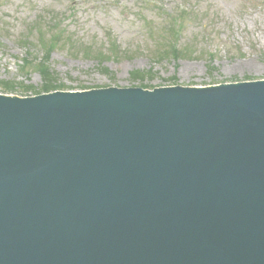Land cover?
<instances>
[{
    "label": "water",
    "instance_id": "water-1",
    "mask_svg": "<svg viewBox=\"0 0 264 264\" xmlns=\"http://www.w3.org/2000/svg\"><path fill=\"white\" fill-rule=\"evenodd\" d=\"M194 92L162 89L151 93L117 88L87 93L54 92L29 99L15 109L12 103L18 100L9 102L7 97L0 95V117L6 119L17 112L20 127L24 128L18 134L15 122H8L9 134L15 138L6 137L0 143V152L7 157L6 161L24 162L21 171H12L10 165L2 166L0 199L4 194L15 196L20 202L26 198L21 187L17 193L15 189L1 192L2 182H7L6 185L18 183L20 177L22 180L33 172L45 176L43 184L26 204L18 206L17 211L6 207L0 212V264H115L111 260L118 259V264L176 261L175 250L181 252L183 247L172 246L168 257L159 244L161 239L149 232L151 229L130 231L126 225L128 228L133 225L123 220L132 213L130 207L123 212L127 201L135 198L136 193H128L138 176H144L139 171L141 168L147 169L146 174L163 168L160 181L169 182L167 191L171 193L159 188L137 193L140 209L152 203L158 207L165 199H171L173 193L182 200L189 199L190 193L194 204L200 206L204 201V207L209 210L206 192L222 198L225 195L224 201H234L229 199L234 197L229 190L235 187L245 190L248 187L253 195H264V82L230 84L224 89H214L205 96L214 104L209 103L207 108L199 106L201 109L196 112L195 106L203 96H196ZM185 96L194 98L185 106L181 104L183 109L179 101ZM143 97L152 99L151 106L136 103L144 101ZM171 101H175L174 104ZM26 104H32V108H27ZM65 104H72L69 109L77 110L76 114L72 113L78 114L80 119L72 135L57 126H49L57 122L47 113L44 117L45 111H65ZM87 104L90 105L86 107ZM77 107L82 109L79 111ZM32 111L35 112L33 116ZM181 113H184L185 124L180 119ZM199 114L207 120H199ZM7 144L15 149L8 148ZM19 148L25 152L21 158ZM32 152L34 156L26 159L25 156H31ZM168 153H177L178 159L166 170L163 164ZM14 174L23 176L16 178ZM128 180L131 181L128 189H121L122 182ZM190 183H195L194 196L188 187ZM200 188L204 191H199ZM130 203L135 205L134 201ZM165 206L174 207L171 202ZM215 206L226 205L216 200L210 210L214 215H227L226 210H216ZM169 209L170 213L164 210L162 217L180 221L175 207ZM134 214L138 216L141 212ZM69 217L75 218L73 226L77 224L75 220L84 218L99 230L95 234L98 237H92L87 227L81 229L84 234L79 233L80 238L68 233L67 228L72 224ZM119 218V223H115ZM183 220L187 224L188 221ZM234 221L235 225L239 222L238 219ZM185 227L186 237L182 233L181 239L192 245L199 238L198 234L188 232ZM203 237L204 242L206 237ZM187 253L188 257L182 254L185 257L180 258L181 264L187 259L190 261L191 252Z\"/></svg>",
    "mask_w": 264,
    "mask_h": 264
},
{
    "label": "rangeland",
    "instance_id": "rangeland-1",
    "mask_svg": "<svg viewBox=\"0 0 264 264\" xmlns=\"http://www.w3.org/2000/svg\"><path fill=\"white\" fill-rule=\"evenodd\" d=\"M67 1L0 0V81L13 80L40 90L42 77L50 75L56 77L59 83L79 90L82 86L98 88L111 85L153 87L154 85L183 84L212 87L224 83L264 79V0H110L108 2L81 0L69 12L62 13ZM183 7H187L189 12L180 16L177 22L171 21L170 16L182 10ZM52 11L62 13V16H53L60 21V27L53 32L61 33L64 37L58 45L53 44L57 49L49 59L38 58L36 61L48 67L46 74L37 69H21L20 57L26 55V49L20 43L21 39L28 37L36 44L40 43L36 55H41L44 51L41 48L43 45L52 41L56 42L51 38L53 34L50 31H47L42 41L37 38L34 30L30 31L31 26L39 23V20L36 21L37 17L44 13L46 17H50ZM168 22L174 24L175 30L180 35L175 42L184 58L179 60L170 58L168 61L155 62L152 56L155 58L159 44L163 43V47L166 42L164 37L170 33L166 29ZM105 27H111L112 33L117 37L119 52L112 44L114 40L108 38L103 31ZM70 37L72 38L69 39ZM96 51L107 59L99 61L95 57L98 55ZM26 57L28 59L30 56ZM105 68L108 70L107 73L103 72ZM152 68L154 72L149 77L145 74H135L137 70L146 71ZM48 79L53 78L48 77ZM2 88L0 84V92ZM15 91L17 94H25L21 87ZM187 98L188 96L181 98L179 106L181 104L185 106L186 102H190L194 96L191 99ZM143 99L146 103L152 102L151 98L143 97ZM208 101L213 103L211 99ZM174 102L171 101L172 104ZM184 106L180 107L184 109ZM26 107L31 109L32 104H26ZM208 110L212 111L216 108ZM177 111L178 109L175 110V114L178 116ZM31 113L33 116L35 112ZM44 117L46 118V111ZM58 119L55 118L53 121L57 122ZM16 142L19 144L21 141L16 138ZM22 151L19 148V158L25 155ZM32 155L34 156V152L25 158L33 157ZM167 159L169 160L165 163ZM177 159V153H168L163 167L167 166L166 170H168L169 165ZM201 159L204 160L203 157ZM152 169L155 170V168ZM139 171L142 173L143 168ZM162 172L163 168L145 173L134 183V191L140 189V193L143 194L153 188H159L169 192L167 191L169 182L160 181ZM130 182V180L123 181L121 189H128ZM199 184L204 188L207 187L205 183ZM201 189L203 188L199 191ZM229 191L234 195L229 199L234 201H224L225 195H222L224 198L215 195L216 200H222L225 205L230 204L235 209L239 208L237 212L229 216L234 220L238 219V226L227 222L229 223L227 234L221 237L215 234L217 227L220 226L218 219L226 218V216L223 217V213L214 215L207 207L197 206L190 193L189 199L185 200L173 193L172 205L177 207L176 211L180 218V221L176 222L178 226L183 225L172 231L167 228L166 223H158L160 233L157 236L166 242L179 241L182 233L186 237L183 230L185 226L188 232L198 234L197 237L205 236L204 244L208 245L211 255L207 260L209 264H221L228 261L234 254L229 246L230 243L237 244L242 239H246L248 245L259 244L264 250L263 241L253 238L255 233H264V195H253L248 187L247 190L243 187H235ZM130 202H132L131 199L127 201V208L123 213L129 210L128 207H132L133 212L138 209ZM160 206L162 211L164 209L165 212L170 213L165 203L162 202ZM144 209H155V206L150 204L139 211ZM253 213H256L259 219L257 217L248 221L240 219L243 214ZM74 219L69 217L72 227ZM183 219L188 221L187 224ZM145 220L150 225L154 223L149 220V217ZM84 221L87 223L84 218L75 220L77 224H82ZM245 223L249 225L245 226ZM238 227L239 232H236ZM254 227L255 229L251 232ZM151 228H147L142 223L139 226L133 225V229L145 232ZM167 230L171 231L169 235L165 233ZM149 232L155 234L154 230ZM206 232L207 235H205ZM140 234L143 235V233ZM232 244L235 247V244ZM261 249L257 250L260 254L255 252L256 254L250 255V258L257 259V263H264V251L262 252ZM236 255H238L237 252ZM173 256L177 259V256ZM212 256L215 259H212ZM223 257L226 259L223 260ZM217 258H220V261ZM237 263L240 264L241 261L237 260L229 264Z\"/></svg>",
    "mask_w": 264,
    "mask_h": 264
},
{
    "label": "bare ground",
    "instance_id": "bare-ground-1",
    "mask_svg": "<svg viewBox=\"0 0 264 264\" xmlns=\"http://www.w3.org/2000/svg\"><path fill=\"white\" fill-rule=\"evenodd\" d=\"M200 99H201V101H200L199 105L196 104V106H195L196 109L194 112H196L198 109H201L199 106L207 108L209 103H210L208 101L209 98L203 97ZM136 103L143 105V106H151V102L146 103L144 101L139 100V101H136ZM160 103L164 104L163 102H160ZM70 105H72V104H65V111H59V112H55V113H52L50 111H46V113L48 114V116L51 119L59 118L56 124H49V126H51V125L57 126L60 130L67 132V135H70V134L72 135L73 132L76 131L77 126L80 124V119L78 118L79 115L78 114L75 115L77 110H75V109L70 110L69 109ZM89 105L90 104H87L86 107ZM77 109L80 111L82 109V107H77ZM72 112L75 114H73ZM39 113H40V115L43 114L41 112V110L39 111ZM183 116H184V113H181L180 119L182 120V123L185 124L184 123L185 117L183 118ZM193 116H189V117H193ZM205 118L206 117H202L199 114V120L203 121ZM160 121H162V120L160 119ZM8 122H11V123L15 122V131L18 134L21 131H24V128L20 127L19 118L17 117V112L10 114V117H8L6 119L0 117V143H2L3 139L5 141L6 137L15 138L13 134H11V133L9 134L10 126H8ZM61 124H65L67 127H65ZM18 141H21V139L19 137H18ZM7 147L10 149H15V148L10 147V144H7ZM6 159H7V157L4 156L3 153L0 152V171L1 172H2V166L7 167V165H10V167L12 168V171H21L23 169L24 162H22V161L14 162L13 159H11V162H8V161H6ZM3 163H6V164H3ZM21 175L23 176V174H21ZM21 175L14 174V176H16V178L21 176ZM44 179H45V176L40 175L37 172H33L30 176L25 177L22 180L20 177L18 183H11V185H6L7 182H2L1 183V188H2L1 192L8 193L11 189L12 190L15 189L16 193H17L19 191L18 188L21 187V189L23 190L22 192L26 198L22 202H20L18 200V198H16L15 196H10V195L6 196L4 194V197L2 199H0V212L3 211L6 207L9 210H14V211L16 210L17 211L18 206H22V205L26 204L27 200H30L31 194L36 192L39 189V187L43 184L42 181ZM111 182L115 183L114 180H111ZM188 187L190 188V191L193 193V196L196 195L195 183H190ZM205 197H206V201L211 206L210 207V210H211L213 208L214 202L216 201V198H215L216 196H215V194L206 192ZM219 201L221 202V204L223 206L224 203L222 202V200H219ZM226 205H229L230 207L224 206V207H226V209H224V207H221V208L217 207V206L214 207V209H216V210L217 209L218 210H226V212H227L226 218L218 219V224H220V226H218L217 231H215V234H217L218 237H221V235L223 236L229 232L227 229V225L229 223H227V222H234L235 223L234 219L229 217V216L232 215L234 212H237L239 210V208L235 209L233 205H230V204H226ZM201 206H205L204 201H203ZM254 218L256 219V217H254ZM145 219L146 218L143 219L139 215L138 216L130 215V216H124L123 217V220H125L128 224L139 226L142 223L147 228H151L153 226V224L150 225L148 222L145 221ZM257 219H259V217H257ZM166 226H167V228H171L170 225H166ZM86 227L90 230V234H92V237H94V238L98 237L95 234L99 233V230H97L91 224L86 223L85 221L82 224H80V225L76 224L73 227L69 225L67 228V231H68V233H72L74 236L80 238L81 236L79 233L84 234L83 232H81V229L86 228ZM100 230L101 231H107V230H102V229H100ZM158 231H160V230H158ZM252 234L253 233H251V235ZM41 236H43V235H41ZM253 238H258L261 241H263V243H264V233L255 234L253 236ZM103 239H104V241L106 240L105 237H103ZM179 241L184 244L182 246L181 243H177L178 246L180 245L181 247H183V248H181L182 250L180 253L177 252L179 254V258H180V254L187 256V254H188L187 252H191L192 256L190 257V261L187 259L186 262H189L190 264H201V263L202 264H209L207 261L209 259V257L211 256L209 253V249H208L209 247H208V245L204 244L203 240L200 237L197 238L196 241L192 245L186 243V239H181ZM135 243L136 242L134 241L132 244H135ZM232 243L235 244L236 242H232ZM232 243H230L229 246H230V248L233 249V252H234L233 256L228 261L221 263V264H229L232 262H237V260H240L242 263L244 262L245 264H259L254 260V258H250V255L256 254L255 252H257V250L261 249V246L259 244H257L258 246L257 245H254V246L248 245L246 243V239H242L239 243L235 244V247ZM261 251L263 252L264 250L261 249ZM236 252L238 253V255H236ZM169 253H171V252H169ZM257 254H260V252H257ZM104 256H106V254ZM212 257H213L212 259H215L214 256H212ZM181 258H182V256H181ZM225 259H226V257H223V260H225ZM217 260L220 261V258H217ZM116 261L117 260H111L112 263L118 264L119 259L117 262ZM186 262L184 261L182 264H188ZM171 263H172V261H171Z\"/></svg>",
    "mask_w": 264,
    "mask_h": 264
},
{
    "label": "trees",
    "instance_id": "trees-1",
    "mask_svg": "<svg viewBox=\"0 0 264 264\" xmlns=\"http://www.w3.org/2000/svg\"><path fill=\"white\" fill-rule=\"evenodd\" d=\"M58 29V25H54V26H51V27H49L48 29H46V30H44L43 28H39L38 29V32H40V34L41 35H39V40L40 41H42L43 39H44V35L46 36V34H47V31H50L51 32V34H53L55 37H58V36H62L61 35V33H57V34H54L55 32H53V31H55V30H57ZM59 42V41H58ZM58 45V43H56V42H54V41H52V43H49V44H45V45H43V47H44V49H47L48 48V51L46 52V58L45 59H49L50 58V53H51V51L55 48V46L54 45ZM87 55H90V53H86ZM99 56V55H98ZM96 57V56H95ZM100 57V56H99ZM44 66V64H36V69H37V67L39 68V67H43ZM46 69H48V67H46ZM105 72L106 71H108L106 68L105 69H103ZM44 74H46V71L44 70V72H43ZM136 74V73H135ZM45 77V80H46V82H45V88L44 89H42V90H51V89H56V88H67V86L65 85V84H63V83H59L58 82V80H57V78L56 77H54V76H50V75H48V77H50V78H53V79H48V77H47V75H45L44 76ZM9 84H5L4 83V86H8ZM41 90V89H40Z\"/></svg>",
    "mask_w": 264,
    "mask_h": 264
}]
</instances>
